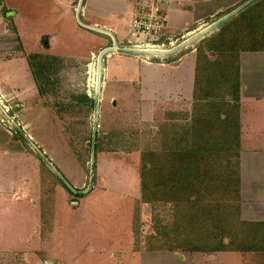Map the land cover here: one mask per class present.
<instances>
[{
	"label": "rangeland",
	"instance_id": "obj_1",
	"mask_svg": "<svg viewBox=\"0 0 264 264\" xmlns=\"http://www.w3.org/2000/svg\"><path fill=\"white\" fill-rule=\"evenodd\" d=\"M170 1L172 2L169 0V3ZM58 2H62L63 5H58ZM72 2L73 0H0V23L2 25L9 23L14 28L20 46L23 45L26 49L32 48V54H29L28 58L32 55L39 56L32 57L30 64L28 63L36 87L43 100L49 104L50 113L52 110L56 112L55 114L61 121L66 142L73 149L80 165V171L84 169L83 171L87 172L89 178V183L86 182L82 189L73 191L70 189L69 181L60 171L58 180L53 175L51 176L52 171L48 168V160L43 157L42 151L36 144L22 141L26 150L29 144L31 152L30 154L18 153L20 142L9 138L0 130V151L7 150L6 155H0V264H47L48 262L54 264H264L262 255L241 256L236 252L207 255L178 251L170 252L175 258L153 256L151 253H157L156 251H145L148 238L153 237L157 231L160 232L159 226L162 223L168 222L169 208L160 204L144 205L137 200L139 203V205L136 203L137 209L134 202L126 196L128 193L125 194L130 190L127 188L130 184L129 173L134 175V170L131 171L130 168L135 165L139 173L140 151L144 142L150 138H143L144 135L141 132H147L151 128L156 133L158 123L167 117L168 112L175 114L173 118L176 121H181L183 118L181 114L189 112L188 104L175 109L176 104L172 101L175 99L177 84L173 83L177 80L181 82L183 92L192 88L193 71L190 70L191 67L189 68L190 56L193 57L196 48L204 39L218 30L220 20L230 15L232 10L224 16L219 15L195 24L189 29L191 34L188 35L185 34L186 30L171 33L167 24L164 38L177 37V44L170 54L151 60L152 64L162 65L168 62L171 65L155 72L162 82L163 92L155 97L160 101L153 102L151 105L143 104V108H151L143 109V112L144 114L152 112L153 122L142 126V123L138 124L137 120L138 109L137 111L135 109L139 105L135 101L134 91L126 92L132 104L131 107L130 105L127 107L121 102L124 94H118L117 97V85L107 82L103 101L98 102V99H102V70L107 60L106 55L102 54V60L98 62L101 74L100 87L97 91L95 90L97 70L94 68V71L91 65L95 62L97 55L108 48L98 52L100 47L105 46V39L78 27V24L82 26L80 18L83 16L79 17L76 12L77 24L74 14L69 12L64 5H71ZM234 8L236 7L231 9ZM134 12L135 10L132 18ZM132 18L128 32H126L127 35H129ZM3 28L4 26L0 27V32ZM43 32L57 38L59 45H56L55 49L40 47L39 40L46 37H41L40 34ZM113 45L110 43L108 47ZM51 52H57L64 58L48 56ZM75 55L80 56L75 57ZM118 55H125L129 59L134 57L126 53H118ZM212 55L210 54L211 59L215 57ZM20 59L21 57L18 56L11 58L14 63L8 66V72L2 73L0 70V82L6 85L8 91L19 92L21 88L28 87L26 84L29 77L27 63ZM242 59L244 60L241 66L249 68L251 73L247 75L244 72L242 75L240 72V80L248 85V93L255 94L256 96L253 97L262 100L248 99L246 95L239 99L240 105L238 104L237 113L240 116L238 120L239 140L245 152L264 151V54L250 55L248 60L245 55ZM43 60L46 62L44 74L39 68ZM89 68L90 75L95 76V82L92 85L88 82ZM150 81L145 79L144 85H149ZM257 85L262 86L263 90L254 89ZM148 89L144 86L135 90L137 95L140 92L145 98H153L152 93L155 91ZM167 94L173 97L166 98ZM84 95L85 98H82ZM110 96H114L121 103L112 105L109 102ZM0 97L6 100L4 106L10 109V113L17 114L14 100L1 94ZM86 101H90L87 106ZM167 102H170L168 106H166ZM103 119L105 120L102 123ZM117 123L121 128H123L122 125L127 128L124 140H130L128 145L118 148L121 149L119 152L95 153L97 133L106 132ZM136 125L139 126L135 127ZM24 127L25 133L32 134L31 129L29 131L26 126ZM93 127H95V132H93ZM20 129L22 132V128ZM135 131H140V140L139 144L134 146L133 138L135 139L136 134L133 132ZM22 135L24 137L23 133ZM143 139H145L144 142ZM9 150L16 153L9 152ZM263 158L264 155H254L249 162L242 164L244 165L243 175L247 179L248 177L249 179L250 177L258 178L260 173L264 172V162L262 167L258 164ZM32 159L38 161L39 165L37 166ZM120 161L126 165L123 164L117 169L116 165ZM126 168L128 171L125 170ZM126 172H128L127 175ZM98 175L103 180L105 179L103 187H100L101 184L96 181L97 178L100 179ZM80 178L79 169H74L70 180L78 182ZM26 179L34 182L31 186V197L35 198V201L39 197V212L31 206L30 201L27 203L28 198L19 196L14 199L11 197L12 184ZM93 181L97 185L91 189ZM62 183L64 184L63 189L68 193L69 202L65 201V195L60 196L56 193L55 189L61 187ZM254 183L257 187H261V184L255 180ZM107 186H113V188L108 190ZM130 187L135 191L134 183H131ZM71 203L79 204V206L70 208ZM39 224L41 225L40 235L36 229ZM131 238H134V241ZM178 257L180 260L177 259Z\"/></svg>",
	"mask_w": 264,
	"mask_h": 264
},
{
	"label": "trees",
	"instance_id": "obj_2",
	"mask_svg": "<svg viewBox=\"0 0 264 264\" xmlns=\"http://www.w3.org/2000/svg\"><path fill=\"white\" fill-rule=\"evenodd\" d=\"M244 51L264 52V0H252L222 21L196 48L192 101L181 121L168 112L156 133L141 132L150 141L143 139L139 155V203L169 208L168 222L148 238L147 252L264 251V225L238 220V56ZM208 52L214 53L212 60ZM32 57L39 56L29 57V64ZM45 63L39 66L43 74ZM122 126L97 133L95 153L124 148L130 140H124ZM139 132H133L134 146ZM14 138L25 142L21 130Z\"/></svg>",
	"mask_w": 264,
	"mask_h": 264
},
{
	"label": "crops",
	"instance_id": "obj_3",
	"mask_svg": "<svg viewBox=\"0 0 264 264\" xmlns=\"http://www.w3.org/2000/svg\"><path fill=\"white\" fill-rule=\"evenodd\" d=\"M252 0H172L170 3L168 2L167 5V15H168V28L171 33H178L184 30L191 29L195 26V24H198L199 22L207 19H211L213 17H216L220 13H224L226 11L232 10L231 16H235L243 7L248 5ZM136 0H73L71 5H66V9L74 14L75 20L77 21L76 11L79 7L82 8L83 11V17L81 23L82 26L78 24V27L87 30L91 32L94 36L102 37L105 39L106 43L104 47H100L98 52H100L102 49L104 50L106 47L111 44H118L123 43L126 44L129 41V35L126 34L128 32V26L130 23V19L132 18L133 11L135 10L136 6ZM58 5L62 6V2H58ZM239 6V7H237ZM233 7H236L234 9H231ZM80 17V16H79ZM228 17V18H229ZM60 19V18H59ZM58 19V20H59ZM227 19V18H226ZM225 19V20H226ZM224 20H221L222 22ZM7 24V23H6ZM3 31L0 32V70L2 73L8 72V66L13 64L14 61L11 60L13 57H21L22 62L27 63V72L29 74L28 79L26 80V84H28V87L21 88L19 92H12L11 90H7V87L4 83L0 82V94L13 99L15 105L17 106L16 113L19 116L20 122H21V128L22 133L24 134V139L26 141H30L33 144H36L38 149L42 151L43 157L47 158L48 160V168L51 169L53 175L58 180V172L60 171L64 178L69 181L70 183V189L77 190L82 189L84 185L89 183V178L87 176V172L81 170L80 171V165L76 159V156L74 155V151L68 143L66 142V139L64 137V131L62 128V124L60 123V119L58 118L56 112L50 113L49 111V104L46 103L43 98L41 97V94L39 93L33 75L32 71L28 65V55L32 54V51L30 48H25L23 45H19L17 42L18 36L16 35V32L14 31V28L8 23L7 25H2L0 23V27H3ZM105 32V33H103ZM42 36H46L45 38H41L39 40L40 47L45 48H51L53 47L55 49L56 45H59V42H57V38H54L52 34L43 32L40 34ZM39 47V48H40ZM53 49V50H54ZM193 53V52H192ZM208 52L207 56L209 55ZM214 54V53H213ZM255 54H264V52H252V51H244L240 52L238 56V82H239V99L242 98L244 95L248 96L252 99H258V97L255 94H250L247 92L249 89L248 85L244 84L243 80H240L239 73L243 75L245 72L247 75L251 73L249 68H243L241 66V63L244 59H242L243 56L246 55L247 60L250 57V55ZM48 56L56 57V58H64L63 55H59L57 52H51ZM80 55H75V57ZM130 57V56H127ZM125 55H118V54H106V62L104 64V68L102 70V76H103V88L101 91V100L98 99V102L103 101V95L107 87V82H113L114 85H117L116 88V94L118 97V94H124L122 96L121 102L124 103V106L129 107L130 104V98L126 94L128 91H134L135 95V101L139 107L136 106V111L138 109L137 120L138 124H141L142 126H145L147 124H150L153 122L152 112L144 114L143 109L148 110L151 109L150 107L143 108V104L151 105L153 102H157L160 100H157L155 97L161 95L163 92L162 89V82L160 81L159 77L156 75V70H163V68H166L167 66H170L167 62V64H148V63H141L136 58H126ZM192 58V60H191ZM208 58L212 60L209 56ZM214 58V57H213ZM101 62V61H100ZM189 68L191 67V71H193V86L188 91L183 92L181 88V82L174 81L175 86V99L174 102L176 105L174 106L175 109L183 104H188V110H190V105L192 101V93L194 89V75H195V63H196V55L194 54L193 57L190 56L189 59ZM92 66L97 70V76L98 79L97 85L95 90L97 91L100 87V63L95 61ZM7 68V71L5 69ZM93 68V69H94ZM149 79L151 80L150 84L144 85V80ZM173 82V81H172ZM90 84V81H89ZM148 87L149 89L154 90L155 92L152 93L154 96L153 98H145L143 97L140 92L137 95V92L135 89L137 88H143ZM148 89V90H149ZM254 89L256 90H263L262 86H255ZM172 98L173 96L171 94H167L166 98ZM179 99V100H178ZM262 99L259 98L258 101H261ZM165 101V100H162ZM110 103L112 105L117 104L118 102L121 103L117 98L114 96H110ZM171 102V101H170ZM170 102H167L168 106ZM244 104V103H243ZM240 105V102H239ZM51 110V109H50ZM239 110V109H238ZM140 111V116H139ZM241 115V113H240ZM239 114H238V120H239ZM101 118V117H99ZM105 119L102 120V123ZM31 129L32 134L25 133L26 129ZM139 126V125H138ZM0 130L7 134L9 138H13V140H16V142H20V146L17 149L18 153H26L30 154L31 150L29 148V144L27 145V150L24 148L22 141L20 139L14 138V135L8 133L6 129L0 125ZM25 130V132H24ZM154 131V129H152ZM93 132H95V127H93ZM35 135V136H33ZM27 138V140H26ZM29 148V149H28ZM121 149H117L114 152H119ZM11 150H9L10 152ZM12 153H16L11 151ZM103 152H98V154H101ZM6 151H0V155H6ZM254 155H264V151H253V152H245L241 148L240 140H239V184H238V220L240 222L250 223V224H263L264 225V172L260 173L258 178L253 177H247L244 176V170L242 165L244 162H249ZM34 160V159H32ZM35 164L38 166V161L34 160ZM264 162V158L262 161L258 162V164L262 167V164ZM114 164V163H113ZM120 164V165H118ZM116 165V168L119 169L121 165H126L122 161H120ZM74 169H79L81 178L78 182H74L72 179L73 171ZM126 168L125 170H127ZM130 170H134V175H130L129 173V179L130 184L134 183L135 191L132 190L130 187V184L127 185L128 190L125 194L128 196L131 201L134 202V205L136 207L137 200L140 201V180H139V173L137 172V169H135L132 166ZM128 171V170H127ZM136 172V173H135ZM57 173V174H56ZM128 172H126L127 175ZM55 174V175H54ZM99 176V175H98ZM100 177V176H99ZM247 179V180H246ZM99 180V181H98ZM254 180L261 184V187H257L254 183ZM71 181V182H70ZM97 182H99L101 185L100 187H103L105 185V179L100 177L96 179ZM57 182V181H56ZM34 184V182L26 179L21 180L19 183H14L11 186V197L16 199L19 196H23L28 198L27 203L30 201V204L32 207L35 208V210L40 209V199L37 198V201H35V198L31 197V186ZM92 187L94 188V185H97L96 182L93 181L91 183ZM35 186V185H34ZM76 187V188H73ZM64 184H61V187H57L56 193L60 196L65 195V201H68L67 192L63 189ZM113 186L109 187L107 186L106 189L110 190ZM37 191V189H36ZM79 191V190H77ZM133 193V194H132ZM51 196V195H50ZM75 204V205H74ZM79 206V204L71 203L70 208H76V206ZM39 206V208H38ZM77 206V207H78ZM37 208V209H36ZM51 208V207H50ZM52 208H54V205H52ZM51 208V209H52ZM39 212V211H38ZM40 215V214H39ZM40 223V218H39ZM41 225L36 228L37 231H39V235L41 233L40 227ZM133 232V231H132ZM132 241H134V238H131ZM143 252V251H142ZM222 253V252H220ZM239 253V252H236ZM153 256L155 257H169L172 256L175 258L173 253L170 252H152ZM241 256H247L251 255L252 257L254 255L264 256V251L262 252H249V253H239ZM148 255V254H146ZM261 257V256H260ZM179 259V257L177 258ZM180 260V259H179ZM178 261V260H177Z\"/></svg>",
	"mask_w": 264,
	"mask_h": 264
},
{
	"label": "built area",
	"instance_id": "obj_4",
	"mask_svg": "<svg viewBox=\"0 0 264 264\" xmlns=\"http://www.w3.org/2000/svg\"><path fill=\"white\" fill-rule=\"evenodd\" d=\"M168 2L169 0H136V8L129 28L128 43H113L114 45L112 47H108V49L101 53L104 55L109 52H112L111 54H131L141 63L148 64H152L151 60L153 58L159 59L170 54L173 50L172 48L176 47L177 37L164 38L168 24V15L166 12ZM75 11L80 17L83 16L82 8L79 9L78 7ZM185 34L188 35L191 33L190 31H186ZM99 56L97 55L95 61L98 60ZM89 79L90 68L88 82ZM1 97L0 124L8 133L16 134L17 130H21L20 120L18 121L19 116L10 113V109L4 106L6 100L1 99Z\"/></svg>",
	"mask_w": 264,
	"mask_h": 264
},
{
	"label": "bare ground",
	"instance_id": "obj_5",
	"mask_svg": "<svg viewBox=\"0 0 264 264\" xmlns=\"http://www.w3.org/2000/svg\"><path fill=\"white\" fill-rule=\"evenodd\" d=\"M92 66V65H91ZM90 66V67H91ZM94 68V67H93ZM94 71H95V69H93ZM98 79V76L96 77V80ZM89 81H90V85H92V84H94V82H95V76L94 75H90V79H89ZM96 83H97V81H96ZM97 85V84H96ZM96 85H95V88H96Z\"/></svg>",
	"mask_w": 264,
	"mask_h": 264
},
{
	"label": "water",
	"instance_id": "obj_6",
	"mask_svg": "<svg viewBox=\"0 0 264 264\" xmlns=\"http://www.w3.org/2000/svg\"><path fill=\"white\" fill-rule=\"evenodd\" d=\"M230 15H231V14H230ZM230 15H227L226 17H224L223 20H225L226 18H228ZM221 20H222V19H221ZM221 20H220V21H221ZM202 33H203V32H202ZM102 54H103V53L100 54V56H99V58H98V62H100V59H101ZM210 54H213V53H209V55H208V56L211 58ZM212 56H214V54H213ZM89 106H90V105H89ZM74 205H75V204H74ZM47 264H54V263H52V262H48Z\"/></svg>",
	"mask_w": 264,
	"mask_h": 264
},
{
	"label": "clouds",
	"instance_id": "obj_7",
	"mask_svg": "<svg viewBox=\"0 0 264 264\" xmlns=\"http://www.w3.org/2000/svg\"><path fill=\"white\" fill-rule=\"evenodd\" d=\"M101 52H102V51H101ZM101 52H100V53H101ZM106 54H109V53H106ZM106 54H105V55H106ZM110 54H111V53H110ZM99 55H100V54H99ZM103 55H104V54H103ZM105 55H104V56H105ZM100 60H102V56H101V59H100Z\"/></svg>",
	"mask_w": 264,
	"mask_h": 264
}]
</instances>
